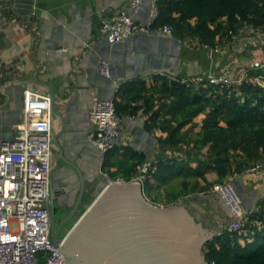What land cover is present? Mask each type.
Instances as JSON below:
<instances>
[{
  "label": "crops",
  "instance_id": "0c3cea01",
  "mask_svg": "<svg viewBox=\"0 0 264 264\" xmlns=\"http://www.w3.org/2000/svg\"><path fill=\"white\" fill-rule=\"evenodd\" d=\"M131 2L0 0V141L17 137L24 121V94L28 88L51 96L53 90L62 116L55 115L52 125L55 154L53 152L50 190L58 199L55 205L65 214L71 211L81 189V181L71 161L87 170L90 189L94 188L95 174L90 163L100 152L87 138L94 96L115 99L126 81L141 78L150 86L155 75L161 73L169 78L183 79L225 72L237 76L241 67H249L253 61L247 52L232 48L209 54L206 48L193 45L196 42H184L160 29L158 35L137 30L131 34L133 38L127 45L121 44L114 51L113 43L102 42L101 23L110 10L126 9L137 23H147L150 1L140 0L136 10L131 7ZM247 28L244 27L235 39ZM234 43L235 40L231 46ZM112 53L116 54L117 60L116 80L100 69L102 61L113 62ZM127 69L132 75L128 80ZM120 81L123 82L113 97L115 88L112 85ZM62 91L64 98L59 100ZM204 117L205 113L195 117V130L200 129ZM120 122L122 128L114 139L115 145L129 147L145 160L154 161L161 153L159 138L165 137L166 133L149 129L147 115L142 111L136 115H122ZM196 164L192 162L193 166ZM231 177L244 208L252 211L254 219H259L258 226L264 228L260 221L264 218V167L256 171L248 169ZM216 179L215 172L207 174L209 186L179 199L209 195L229 217V223L232 219L230 211L212 191L211 184ZM201 183L206 185L203 180ZM94 199L91 192L85 193L75 214L77 219ZM226 226L213 235L222 232ZM246 233L252 235V229H246Z\"/></svg>",
  "mask_w": 264,
  "mask_h": 264
},
{
  "label": "trees",
  "instance_id": "16d2710c",
  "mask_svg": "<svg viewBox=\"0 0 264 264\" xmlns=\"http://www.w3.org/2000/svg\"><path fill=\"white\" fill-rule=\"evenodd\" d=\"M157 5L150 29L170 26L182 41L196 42L193 45L206 50L230 49L244 27L264 30V0H157ZM259 74L264 70L249 71L250 77ZM114 101L119 116L142 111L149 129L166 133L159 138L161 153L154 160L152 179L144 185L156 203L173 204L188 193L204 190L211 172L217 175L215 182H223L264 163V85L248 77L238 86L196 83L163 74L155 75L148 86L144 79L135 78L119 88ZM201 113L205 117L195 130L194 119ZM142 161L143 155L115 145L106 154L103 170L114 180L129 181ZM254 218L249 217L243 227L252 229L251 240L248 234L226 228L205 243L206 260L264 264V228ZM260 221L264 224V218Z\"/></svg>",
  "mask_w": 264,
  "mask_h": 264
},
{
  "label": "built area",
  "instance_id": "2783aa9c",
  "mask_svg": "<svg viewBox=\"0 0 264 264\" xmlns=\"http://www.w3.org/2000/svg\"><path fill=\"white\" fill-rule=\"evenodd\" d=\"M139 3L140 0H132L131 7L136 10ZM157 14V0H151L147 25L137 23L126 9L110 10L101 23V31L114 44L137 30L150 29ZM160 30L174 34L170 26ZM207 49L209 54L221 52ZM100 69L107 77L110 76L107 62L102 61ZM251 69L264 70V61L255 60L249 67H241L237 76L226 72L209 73L185 80L238 86L248 77L264 85V74L250 77ZM24 101V121L17 137L0 141V264H64L65 255L52 241L49 205L53 169L52 125L55 117L53 100L49 94L28 88ZM89 117L87 138L98 148L103 164L106 154L115 147L114 139L122 128L114 98L94 96ZM156 133H160V130H156ZM262 167L264 163L259 162L249 169L256 171ZM154 170V161H142L132 179L144 186L146 179H152ZM103 172L111 182L108 171ZM212 191L232 215L226 228L247 235L243 227L253 213L244 208L242 197L232 179L215 182ZM248 236L251 240V235ZM209 264L218 263L212 260Z\"/></svg>",
  "mask_w": 264,
  "mask_h": 264
},
{
  "label": "water",
  "instance_id": "95a60500",
  "mask_svg": "<svg viewBox=\"0 0 264 264\" xmlns=\"http://www.w3.org/2000/svg\"><path fill=\"white\" fill-rule=\"evenodd\" d=\"M149 1L148 18L151 10ZM143 32L161 33L152 29ZM132 38L130 35L114 43L113 50L121 44L127 45ZM105 41L109 42L104 36L102 42ZM112 56L114 60L109 63V78L116 80V54L112 53ZM131 76L128 74L126 79ZM122 82L112 85L115 88L113 97ZM51 92L54 114L61 117L60 103L53 90ZM64 94L62 91L58 99L62 100ZM70 164L78 174L81 189L71 211L52 233L54 245L66 257L64 264H209L204 255V245L229 221L209 195L160 205L150 200L141 182L114 180L111 176L112 181L109 182L103 168L95 175L94 188L90 189L87 170L75 162ZM86 192H91L95 199L74 222L61 243L60 229L75 216ZM57 200L54 197L52 203Z\"/></svg>",
  "mask_w": 264,
  "mask_h": 264
},
{
  "label": "rangeland",
  "instance_id": "374dc122",
  "mask_svg": "<svg viewBox=\"0 0 264 264\" xmlns=\"http://www.w3.org/2000/svg\"><path fill=\"white\" fill-rule=\"evenodd\" d=\"M234 40H235V43L233 46H231V48L234 51L241 50V52H247V54H249L250 58L253 61L255 60L264 61V30L262 29L257 30V29L248 27L244 33L239 35L238 38L236 39L234 38ZM53 152L55 154V150H53ZM154 183L156 182L154 181ZM151 195L153 196L154 194H151ZM150 200L153 201L152 197L150 198ZM178 201H180L181 203L184 201V199H178L176 202ZM159 204L165 205L164 201H161V203ZM76 219H77L76 216L71 218L67 223V227L72 226L74 222L76 221ZM67 227L64 229V232H66Z\"/></svg>",
  "mask_w": 264,
  "mask_h": 264
},
{
  "label": "flooded vegetation",
  "instance_id": "af4514ba",
  "mask_svg": "<svg viewBox=\"0 0 264 264\" xmlns=\"http://www.w3.org/2000/svg\"><path fill=\"white\" fill-rule=\"evenodd\" d=\"M91 165V169L94 172V174L97 176L98 173L101 172L102 168H103V164L100 162L99 160V156L95 155V159L92 160V162L90 163ZM54 193L53 191L51 192L50 190V196H49V205H50V217H51V234L53 233L54 229H56V227H58V225L61 223V221L64 219L65 217V213H63L61 211L60 208H58V206H56V203H52V200L54 199ZM67 222H65L59 232V241L62 243L65 235L67 234V232L69 231V229L72 227H67ZM67 227L66 232H64V229ZM64 232V234H63ZM63 234V235H62Z\"/></svg>",
  "mask_w": 264,
  "mask_h": 264
}]
</instances>
